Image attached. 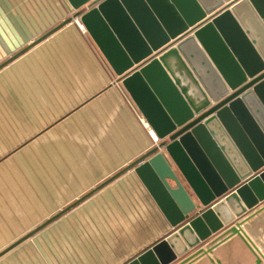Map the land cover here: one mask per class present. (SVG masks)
<instances>
[{
  "label": "crops",
  "instance_id": "1",
  "mask_svg": "<svg viewBox=\"0 0 264 264\" xmlns=\"http://www.w3.org/2000/svg\"><path fill=\"white\" fill-rule=\"evenodd\" d=\"M72 14L65 0H0V65ZM80 26L0 68V253L34 232L0 264H126L170 232L133 169L115 177L157 140ZM241 222L264 264V203ZM212 248L188 264L257 260L237 236Z\"/></svg>",
  "mask_w": 264,
  "mask_h": 264
},
{
  "label": "water",
  "instance_id": "2",
  "mask_svg": "<svg viewBox=\"0 0 264 264\" xmlns=\"http://www.w3.org/2000/svg\"><path fill=\"white\" fill-rule=\"evenodd\" d=\"M65 1L72 16L0 68L79 19L152 130L115 177L133 169L170 232L126 264H188L233 236L260 264L241 220L264 203V0Z\"/></svg>",
  "mask_w": 264,
  "mask_h": 264
},
{
  "label": "built area",
  "instance_id": "3",
  "mask_svg": "<svg viewBox=\"0 0 264 264\" xmlns=\"http://www.w3.org/2000/svg\"><path fill=\"white\" fill-rule=\"evenodd\" d=\"M80 27H81V26H80ZM81 28L83 29V27H81ZM83 30H84V29H83ZM140 121H141V123H143L144 126H146L147 128H149L148 125H147V123H146V121L144 120L143 117L140 118ZM150 133L152 134V136H153V138H154V135H153L152 130H150ZM154 139H155V138H154Z\"/></svg>",
  "mask_w": 264,
  "mask_h": 264
}]
</instances>
